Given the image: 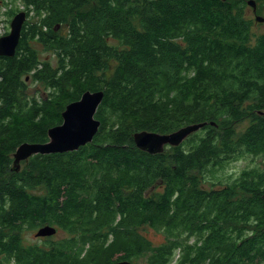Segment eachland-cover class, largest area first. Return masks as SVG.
I'll return each mask as SVG.
<instances>
[{
	"label": "trees",
	"instance_id": "trees-1",
	"mask_svg": "<svg viewBox=\"0 0 264 264\" xmlns=\"http://www.w3.org/2000/svg\"><path fill=\"white\" fill-rule=\"evenodd\" d=\"M23 1L43 10L42 26L24 23L15 56L0 57L1 260L264 264V169L221 175L237 158H264V33L251 41L248 0ZM29 81L46 95L29 98ZM87 90L104 93L92 142L13 171L17 147L46 143ZM201 123L160 154L133 140ZM44 226L73 236L22 245L25 228ZM142 228L165 242L152 245Z\"/></svg>",
	"mask_w": 264,
	"mask_h": 264
},
{
	"label": "water",
	"instance_id": "water-1",
	"mask_svg": "<svg viewBox=\"0 0 264 264\" xmlns=\"http://www.w3.org/2000/svg\"><path fill=\"white\" fill-rule=\"evenodd\" d=\"M248 6L253 11L256 2L248 0ZM26 20L24 12L17 13L10 22L8 34L0 37V57L12 58L20 43L23 24ZM255 20L264 22V17L256 16ZM59 26V25H58ZM58 27L55 29L57 31ZM102 91H85L78 100L67 104L61 113L62 123L47 130L48 141L43 144L23 143L17 147L13 154L12 170L20 171V163L28 160L33 155L63 154L77 151L80 147L91 143L98 132L101 122L95 118L96 111L103 100ZM207 123L186 125L177 131L168 134L140 131L133 135L136 147L148 154H160L166 147H175L191 134L197 132ZM213 125V123H210ZM55 227L44 226L40 228L36 236H52ZM115 264H135L131 261H118Z\"/></svg>",
	"mask_w": 264,
	"mask_h": 264
},
{
	"label": "rangeland",
	"instance_id": "rangeland-1",
	"mask_svg": "<svg viewBox=\"0 0 264 264\" xmlns=\"http://www.w3.org/2000/svg\"><path fill=\"white\" fill-rule=\"evenodd\" d=\"M12 1V2H11ZM8 2V3H7ZM11 2V3H10ZM35 10H34V9ZM17 11L18 12H25L26 13V21L24 23L30 25V24H37L38 26H42L39 23V17L36 15L39 13H43V10H38L34 6H28L24 3L23 0H4V3L2 4L0 0V26L1 24L5 25L6 29L8 30V33L10 31V22L13 19L14 16H11V12ZM36 12V13H35ZM16 13V14H17ZM244 18L251 20L250 25V34H251V41L253 42L255 37L262 35L264 33V22H258L255 20L256 16H262L264 17V3L257 2L256 3V9L253 11L251 6H248L245 4V7L243 9ZM1 29V27H0ZM57 33L60 35L66 34V27L64 25H59L57 29ZM34 49L36 50L38 59L40 61H49L51 65H56V59L55 56H53L51 51H45L42 46L39 44L33 45ZM27 92L29 98H41L44 97L47 93V90H43L42 86L38 83H34L33 81H29L27 84ZM248 125V121H244L240 126L239 130H243ZM24 166V162L20 163V169H22ZM258 167L259 169H264V158L263 157H256L255 155H247L245 157L237 158L236 160L230 162L226 169L221 173L222 176H229L236 177L239 175L242 171L249 169L250 167ZM54 227V226H53ZM73 230V229H71ZM37 229H28L25 228L21 234L22 236V245L27 246L29 244H40L41 242L38 241L36 238ZM73 232H75L73 230ZM140 234L149 241L152 245H161L165 242V236L162 233V231L153 230L152 228H142L140 231ZM65 236V234L62 232H58V234L52 238L53 241H58L62 239ZM73 236L72 232H68L66 238L71 239ZM49 240V239H48ZM49 242V241H48ZM47 242V243H48ZM193 242V237H190L188 239V243ZM44 244V243H42ZM178 253L175 255L173 262H176L178 260ZM117 256L113 258L116 259ZM2 256L0 255V264H5L7 260H1ZM104 257H101L98 261V264H104ZM135 264H150L149 262V256L148 253H146L144 256H140L137 258V260H134ZM9 264H13V262H10ZM115 264V263H114ZM169 264V263H168Z\"/></svg>",
	"mask_w": 264,
	"mask_h": 264
},
{
	"label": "flooded vegetation",
	"instance_id": "flooded-vegetation-1",
	"mask_svg": "<svg viewBox=\"0 0 264 264\" xmlns=\"http://www.w3.org/2000/svg\"><path fill=\"white\" fill-rule=\"evenodd\" d=\"M39 229H40V228H37V230H39ZM55 230H56V231H55V233H54L52 236H43V238H42V237H36V238L38 239V241L41 242V245H40V244H38V245H39V246H42V243H44V244L47 243V242H48V239H49V241L52 240V238L55 237V236L58 234V232H61V231L58 230L57 227H55ZM61 233H62V232H61ZM65 236H67V235H65ZM65 236H64V237H65ZM44 237H45V238H44ZM64 237H63V238H64ZM63 238H62V239H63ZM21 242H22V236H21ZM31 245H32V244H29V245H27V246H25V247H28V246H31Z\"/></svg>",
	"mask_w": 264,
	"mask_h": 264
},
{
	"label": "built area",
	"instance_id": "built-area-1",
	"mask_svg": "<svg viewBox=\"0 0 264 264\" xmlns=\"http://www.w3.org/2000/svg\"><path fill=\"white\" fill-rule=\"evenodd\" d=\"M0 29V37L7 34L8 30L6 29L5 25L1 24Z\"/></svg>",
	"mask_w": 264,
	"mask_h": 264
},
{
	"label": "bare ground",
	"instance_id": "bare-ground-1",
	"mask_svg": "<svg viewBox=\"0 0 264 264\" xmlns=\"http://www.w3.org/2000/svg\"><path fill=\"white\" fill-rule=\"evenodd\" d=\"M11 2H12V1H11ZM11 2H10V3H11ZM7 3H8V2H7ZM42 238H43V237H42ZM44 238H45V237H44Z\"/></svg>",
	"mask_w": 264,
	"mask_h": 264
}]
</instances>
